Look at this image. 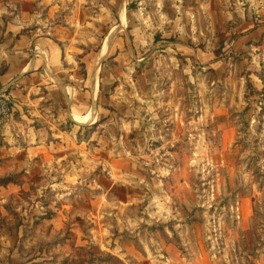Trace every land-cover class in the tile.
I'll return each instance as SVG.
<instances>
[{"label":"rangeland","instance_id":"1","mask_svg":"<svg viewBox=\"0 0 264 264\" xmlns=\"http://www.w3.org/2000/svg\"><path fill=\"white\" fill-rule=\"evenodd\" d=\"M257 1L0 0V21L60 3L91 23L73 82L75 114L95 124L75 123L68 168L42 176L41 219L13 224L28 246L74 235L61 264H264Z\"/></svg>","mask_w":264,"mask_h":264},{"label":"crops","instance_id":"2","mask_svg":"<svg viewBox=\"0 0 264 264\" xmlns=\"http://www.w3.org/2000/svg\"><path fill=\"white\" fill-rule=\"evenodd\" d=\"M258 1L264 7V0ZM78 9L67 12L58 3L46 18L39 15L37 19L34 10L32 22L0 21V92L9 91L16 101L12 120L0 128V178L19 175L16 183L0 186V264H61L58 258L63 260L75 248L72 234L63 247L54 243L28 246L26 226L13 224L41 219L42 176L68 168L60 162L72 154L75 123L95 124L94 116L75 114L79 90L73 81L80 77L79 64L90 56L83 57L84 47L90 46L85 30L91 25L90 17ZM55 15H61L57 22ZM250 29L254 31H243L241 38L252 37L263 28ZM108 50L106 45L103 56ZM91 81L97 84V73ZM96 92L94 87V96ZM33 187L38 194L31 192Z\"/></svg>","mask_w":264,"mask_h":264},{"label":"built area","instance_id":"3","mask_svg":"<svg viewBox=\"0 0 264 264\" xmlns=\"http://www.w3.org/2000/svg\"><path fill=\"white\" fill-rule=\"evenodd\" d=\"M16 101L9 91L0 92V128L6 126L13 118Z\"/></svg>","mask_w":264,"mask_h":264},{"label":"trees","instance_id":"4","mask_svg":"<svg viewBox=\"0 0 264 264\" xmlns=\"http://www.w3.org/2000/svg\"><path fill=\"white\" fill-rule=\"evenodd\" d=\"M10 183H16V180L14 177H6L3 179H0V186H7Z\"/></svg>","mask_w":264,"mask_h":264},{"label":"water","instance_id":"5","mask_svg":"<svg viewBox=\"0 0 264 264\" xmlns=\"http://www.w3.org/2000/svg\"><path fill=\"white\" fill-rule=\"evenodd\" d=\"M109 39H110V36H109L108 39H107V43L109 42Z\"/></svg>","mask_w":264,"mask_h":264}]
</instances>
